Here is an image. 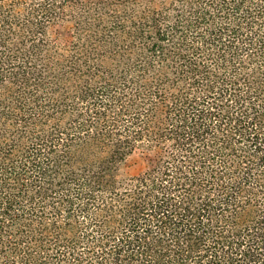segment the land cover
<instances>
[{"label": "trees", "instance_id": "16d2710c", "mask_svg": "<svg viewBox=\"0 0 264 264\" xmlns=\"http://www.w3.org/2000/svg\"><path fill=\"white\" fill-rule=\"evenodd\" d=\"M0 264H264V0H0Z\"/></svg>", "mask_w": 264, "mask_h": 264}, {"label": "rangeland", "instance_id": "374dc122", "mask_svg": "<svg viewBox=\"0 0 264 264\" xmlns=\"http://www.w3.org/2000/svg\"><path fill=\"white\" fill-rule=\"evenodd\" d=\"M152 2L154 5L159 0H142ZM47 33L58 46H67L71 40L70 22L55 20L48 25ZM154 149L146 145H136L119 165V174L130 177L144 172L153 163Z\"/></svg>", "mask_w": 264, "mask_h": 264}]
</instances>
